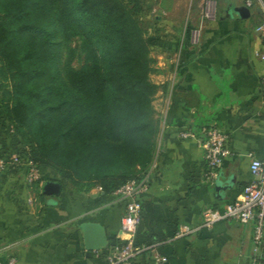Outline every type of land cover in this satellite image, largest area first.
Segmentation results:
<instances>
[{
    "label": "crops",
    "instance_id": "obj_1",
    "mask_svg": "<svg viewBox=\"0 0 264 264\" xmlns=\"http://www.w3.org/2000/svg\"><path fill=\"white\" fill-rule=\"evenodd\" d=\"M247 1L213 0V18L202 20L204 0H155L147 38L155 59L157 133L133 237L135 245L148 248L130 264H153L154 252L165 255L167 264H249L252 222L201 225L205 208L221 209L241 197L252 179L251 159H264V62L255 56L264 48V35L255 30L264 11L258 0ZM243 6L244 16L238 11ZM196 27L200 38L192 45L189 34ZM211 125L225 132L229 150L213 183L205 179L198 141ZM25 154L0 105V156ZM26 171L20 163L0 172L1 259L108 264L111 250L125 241L120 220L126 200L116 190L105 193L96 184L65 179L49 166H40V179L28 184ZM47 181L59 183V193H43ZM184 226L193 230L176 237Z\"/></svg>",
    "mask_w": 264,
    "mask_h": 264
},
{
    "label": "trees",
    "instance_id": "obj_2",
    "mask_svg": "<svg viewBox=\"0 0 264 264\" xmlns=\"http://www.w3.org/2000/svg\"><path fill=\"white\" fill-rule=\"evenodd\" d=\"M143 1L0 0V105L38 167L111 193L149 165L157 124ZM71 37L91 63L68 80L57 58Z\"/></svg>",
    "mask_w": 264,
    "mask_h": 264
},
{
    "label": "built area",
    "instance_id": "obj_3",
    "mask_svg": "<svg viewBox=\"0 0 264 264\" xmlns=\"http://www.w3.org/2000/svg\"><path fill=\"white\" fill-rule=\"evenodd\" d=\"M251 1H247L249 5ZM260 7L264 11V0H258ZM214 16L213 0H204L202 10V20H208ZM200 27L190 30L189 39L192 45H197L200 38ZM256 32L264 35V20L259 23ZM255 56L264 62V48L256 50ZM264 88V74L261 78ZM183 137L193 136L191 133H182ZM227 136L225 132L214 125L203 129L202 137L198 139L203 151L205 162V179L213 183L218 175V171L229 155L226 146ZM24 163L27 167L25 180L32 184L40 179L39 167L27 158L13 156L10 159L0 156V172L10 166ZM150 165L142 169L134 178H130L120 185L115 193L126 200L124 213L120 220V231L125 237L122 245L115 246L109 256L108 264H130L148 246H138L133 242L134 233L140 222L142 203L139 199L148 187ZM252 179L244 185L242 195L237 200L225 205L223 208L207 207L202 211L201 225L210 229L214 223L224 219H234L241 223H253V244L254 252L250 257L249 264H264V254L262 252V241L264 237V159L252 158L249 164ZM31 201V197L29 198ZM193 229L187 226L181 227L176 232V237L191 232ZM1 255V251H0ZM168 259L165 255L154 252L153 264H167ZM0 264H15V258L9 256L1 259Z\"/></svg>",
    "mask_w": 264,
    "mask_h": 264
},
{
    "label": "rangeland",
    "instance_id": "obj_4",
    "mask_svg": "<svg viewBox=\"0 0 264 264\" xmlns=\"http://www.w3.org/2000/svg\"><path fill=\"white\" fill-rule=\"evenodd\" d=\"M154 5L155 0H144L142 12L138 16L139 23L146 32V37L149 36L151 31H153L152 28L155 20L154 15L157 13L154 11ZM149 56L152 59V71L149 72L148 78L149 81L155 86L150 96L151 100L149 105L151 107V117L155 119L153 103L156 100L157 85L151 80V74L154 72L155 59L152 57L151 51ZM88 57L89 50L87 45L83 43L82 39L78 37H71L68 40H62L58 46L57 66L63 76L70 80V77L75 70H78L83 66L86 67L90 65L91 60Z\"/></svg>",
    "mask_w": 264,
    "mask_h": 264
},
{
    "label": "water",
    "instance_id": "obj_5",
    "mask_svg": "<svg viewBox=\"0 0 264 264\" xmlns=\"http://www.w3.org/2000/svg\"><path fill=\"white\" fill-rule=\"evenodd\" d=\"M239 13L244 16L247 14V8L246 7H240L238 9ZM60 185L59 183L55 181H47L43 188V193L45 194H57L59 193ZM88 244H89V237L87 238Z\"/></svg>",
    "mask_w": 264,
    "mask_h": 264
}]
</instances>
